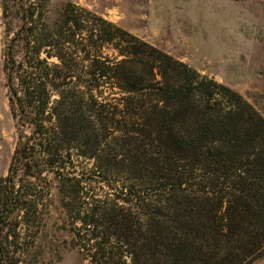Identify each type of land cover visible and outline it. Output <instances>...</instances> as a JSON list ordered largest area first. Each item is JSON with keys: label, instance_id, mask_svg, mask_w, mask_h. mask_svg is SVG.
<instances>
[{"label": "trees", "instance_id": "16d2710c", "mask_svg": "<svg viewBox=\"0 0 264 264\" xmlns=\"http://www.w3.org/2000/svg\"><path fill=\"white\" fill-rule=\"evenodd\" d=\"M3 8V70L20 138L0 179L9 215L0 232L17 208L38 205L20 194L19 171L22 181L53 169L69 181L61 162L69 142L95 160L94 174L123 179L112 200L84 201L74 223L91 264H252L264 257V116L252 104L72 1L52 25L34 0ZM73 185L76 200L86 199L82 180ZM3 244L0 236V260L15 264Z\"/></svg>", "mask_w": 264, "mask_h": 264}, {"label": "rangeland", "instance_id": "374dc122", "mask_svg": "<svg viewBox=\"0 0 264 264\" xmlns=\"http://www.w3.org/2000/svg\"><path fill=\"white\" fill-rule=\"evenodd\" d=\"M10 1L0 0V179L8 176L20 138L10 111L3 70L6 41L3 5ZM34 1L39 3L50 25L57 21L69 1L90 10L189 64L202 75L232 87L264 116V0ZM17 24L18 19L13 18L14 27ZM106 53L115 55L111 48ZM31 133L28 128L22 129L24 137ZM78 153L71 143L64 142L61 162L62 169L72 173L69 181L60 178L61 170H49L41 177H26L24 181L20 178L22 171L18 172L15 181L21 186L20 194L38 205L28 210L17 208L0 232L9 261L91 264L79 247L73 227L80 225L84 201L91 195L112 200L123 179L116 174H94L95 160ZM78 180H82L81 196L86 199L76 200L73 184ZM5 185L0 183V219L9 217L2 204ZM76 221L78 224H74ZM252 264H264V257Z\"/></svg>", "mask_w": 264, "mask_h": 264}]
</instances>
